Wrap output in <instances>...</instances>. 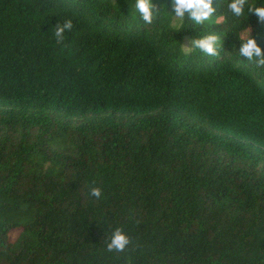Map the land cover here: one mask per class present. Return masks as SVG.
I'll use <instances>...</instances> for the list:
<instances>
[{
    "label": "trees",
    "instance_id": "16d2710c",
    "mask_svg": "<svg viewBox=\"0 0 264 264\" xmlns=\"http://www.w3.org/2000/svg\"><path fill=\"white\" fill-rule=\"evenodd\" d=\"M134 3L0 0V264H264V67L239 55L264 23Z\"/></svg>",
    "mask_w": 264,
    "mask_h": 264
},
{
    "label": "clouds",
    "instance_id": "9594fccd",
    "mask_svg": "<svg viewBox=\"0 0 264 264\" xmlns=\"http://www.w3.org/2000/svg\"><path fill=\"white\" fill-rule=\"evenodd\" d=\"M230 13L235 17L247 16L254 13L259 22L264 23V5H258V0H224ZM134 10L139 13L145 24H151L157 14L161 13L154 0H135ZM216 11L213 0H171V10L163 11V15L169 17L171 25L180 28L185 18L193 21L196 25H202L209 21ZM73 21L66 18L62 23L58 22L53 29V35L56 42L62 43L66 31H71ZM241 45L239 55L246 58L249 62H255L258 67H264V48L257 42V39L246 31L241 35ZM218 37L215 34H209L200 38L191 39L192 47L198 48L205 54L217 55ZM191 49H185L190 51ZM88 195L95 199L102 197V189L94 183L88 189ZM130 240L121 227H116L109 238L107 249L109 251H123Z\"/></svg>",
    "mask_w": 264,
    "mask_h": 264
},
{
    "label": "rangeland",
    "instance_id": "374dc122",
    "mask_svg": "<svg viewBox=\"0 0 264 264\" xmlns=\"http://www.w3.org/2000/svg\"><path fill=\"white\" fill-rule=\"evenodd\" d=\"M20 228H17V229H14V230H12L11 232H10V238H11V240H15L16 239V237L19 235V233H20Z\"/></svg>",
    "mask_w": 264,
    "mask_h": 264
}]
</instances>
